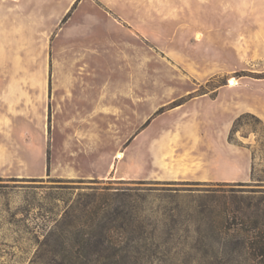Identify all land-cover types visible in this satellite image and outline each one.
Masks as SVG:
<instances>
[{
	"label": "rangeland",
	"instance_id": "rangeland-1",
	"mask_svg": "<svg viewBox=\"0 0 264 264\" xmlns=\"http://www.w3.org/2000/svg\"><path fill=\"white\" fill-rule=\"evenodd\" d=\"M262 2L19 0L20 60L43 68L51 53V114L42 105L20 137L0 138L13 152L0 155V264H39L54 221L94 197L102 216L131 217L114 235L120 264H237L227 247L264 199ZM247 113L260 121L231 142ZM215 159L249 178H190Z\"/></svg>",
	"mask_w": 264,
	"mask_h": 264
},
{
	"label": "trees",
	"instance_id": "trees-1",
	"mask_svg": "<svg viewBox=\"0 0 264 264\" xmlns=\"http://www.w3.org/2000/svg\"><path fill=\"white\" fill-rule=\"evenodd\" d=\"M247 117L260 121L253 114L241 115L234 123L231 142L232 135ZM103 204L94 197L90 202L71 206L44 235L36 261L39 264H120L118 258L125 250L120 246L124 242L116 240L114 235L119 229L127 231L131 217L119 218L111 212L102 216L100 211H106ZM249 208L243 223L248 230L236 243H229L227 253L231 261L237 255V264H264V199Z\"/></svg>",
	"mask_w": 264,
	"mask_h": 264
},
{
	"label": "crops",
	"instance_id": "crops-1",
	"mask_svg": "<svg viewBox=\"0 0 264 264\" xmlns=\"http://www.w3.org/2000/svg\"><path fill=\"white\" fill-rule=\"evenodd\" d=\"M25 11H28L30 6L28 1L23 2ZM261 5V7L259 6ZM19 10V0H0V138L13 139L20 137V121L28 122L30 117L37 114L38 109L41 113V106L49 108V119L51 114L52 100V74H51V53L47 60L45 59L44 67L37 68L31 65L28 56L25 61L20 60V32L28 35V18L26 16L25 24L19 27V17H14L9 10L14 8ZM260 8L264 10V2L258 4L255 11ZM14 20H17L16 25ZM24 37V35H23ZM258 58L264 59V41H260ZM28 48L29 44H23ZM22 45V46H23ZM256 56L252 55L255 60ZM21 62H23L21 66ZM32 92H41V100L37 104L32 98ZM47 101V102H46ZM257 113V112H256ZM5 152L13 154L12 151L1 147L0 155ZM2 165V164H1ZM211 169H206L203 172H196L189 168L190 178L199 181H221V182H236L246 181L249 178V170H245L242 164L236 161H228L224 159H215L211 162ZM184 172V171H183ZM187 172H184L185 174ZM178 174V173H175Z\"/></svg>",
	"mask_w": 264,
	"mask_h": 264
},
{
	"label": "bare ground",
	"instance_id": "bare-ground-1",
	"mask_svg": "<svg viewBox=\"0 0 264 264\" xmlns=\"http://www.w3.org/2000/svg\"><path fill=\"white\" fill-rule=\"evenodd\" d=\"M202 35L200 34L199 35V38L201 37ZM239 85V82H238V79H236V78H232L231 80H230V87L231 88H234V87H237ZM117 159H119V160H123L124 158H125V154L123 153V152H120V153H117ZM176 172H178V171H176ZM175 172V173H176Z\"/></svg>",
	"mask_w": 264,
	"mask_h": 264
}]
</instances>
